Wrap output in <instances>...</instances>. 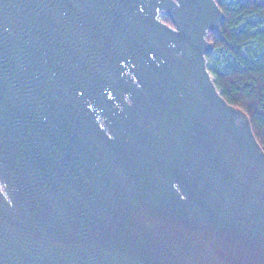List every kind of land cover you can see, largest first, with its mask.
<instances>
[{
  "label": "water",
  "instance_id": "obj_1",
  "mask_svg": "<svg viewBox=\"0 0 264 264\" xmlns=\"http://www.w3.org/2000/svg\"><path fill=\"white\" fill-rule=\"evenodd\" d=\"M224 17L0 0V264H264V148L207 68Z\"/></svg>",
  "mask_w": 264,
  "mask_h": 264
},
{
  "label": "trees",
  "instance_id": "obj_2",
  "mask_svg": "<svg viewBox=\"0 0 264 264\" xmlns=\"http://www.w3.org/2000/svg\"><path fill=\"white\" fill-rule=\"evenodd\" d=\"M218 4L225 17L208 41L226 59L213 69V79L224 99L248 115L264 148V0ZM211 58L210 53L207 60Z\"/></svg>",
  "mask_w": 264,
  "mask_h": 264
},
{
  "label": "rangeland",
  "instance_id": "obj_3",
  "mask_svg": "<svg viewBox=\"0 0 264 264\" xmlns=\"http://www.w3.org/2000/svg\"><path fill=\"white\" fill-rule=\"evenodd\" d=\"M218 1H223V2H227V3H230L231 1H234V0H218ZM168 17L166 14H162L161 15V20L162 21H165L166 23L168 22ZM170 21V20H169ZM168 24V23H167ZM170 25H173L172 22L170 21L169 22ZM212 54V58L210 60H207V68L209 70V72H211V74L213 73V69L216 68V66L219 64H223L226 59V56L224 54V52L222 51H216V50H212L211 52ZM213 76V74H212Z\"/></svg>",
  "mask_w": 264,
  "mask_h": 264
}]
</instances>
